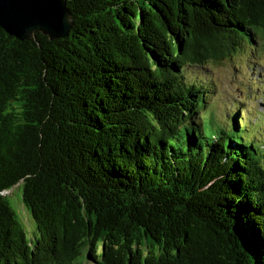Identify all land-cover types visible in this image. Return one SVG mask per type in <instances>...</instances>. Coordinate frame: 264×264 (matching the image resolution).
Wrapping results in <instances>:
<instances>
[{"label":"trees","instance_id":"16d2710c","mask_svg":"<svg viewBox=\"0 0 264 264\" xmlns=\"http://www.w3.org/2000/svg\"><path fill=\"white\" fill-rule=\"evenodd\" d=\"M66 1V37L0 26V264H264L262 125L190 75L264 45V0Z\"/></svg>","mask_w":264,"mask_h":264},{"label":"rangeland","instance_id":"374dc122","mask_svg":"<svg viewBox=\"0 0 264 264\" xmlns=\"http://www.w3.org/2000/svg\"><path fill=\"white\" fill-rule=\"evenodd\" d=\"M258 48L244 47L221 62L191 68V76L213 79V97L210 106L221 118L231 115L235 104L240 102L243 111L253 123L261 124L264 134V45ZM246 99V103L244 100ZM9 201L23 222L27 237L33 239L37 232L36 222L25 206L23 185L17 184L6 192ZM94 264V263H86Z\"/></svg>","mask_w":264,"mask_h":264},{"label":"water","instance_id":"95a60500","mask_svg":"<svg viewBox=\"0 0 264 264\" xmlns=\"http://www.w3.org/2000/svg\"><path fill=\"white\" fill-rule=\"evenodd\" d=\"M0 26L21 40L40 31L62 38L69 35L73 22L66 0H0Z\"/></svg>","mask_w":264,"mask_h":264}]
</instances>
